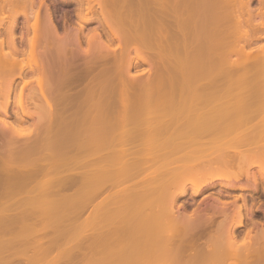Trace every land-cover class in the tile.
I'll return each instance as SVG.
<instances>
[{
  "label": "bare ground",
  "instance_id": "bare-ground-1",
  "mask_svg": "<svg viewBox=\"0 0 264 264\" xmlns=\"http://www.w3.org/2000/svg\"><path fill=\"white\" fill-rule=\"evenodd\" d=\"M79 1L81 7L84 5L85 8V16H82L81 19L83 22H87L89 21L87 14L94 3H91L92 0ZM115 1L116 0H113L114 3L111 4L115 5L113 9L116 10V13L115 10H113L114 13H112L113 16H111V19H113L112 22H114V26L117 28V33L110 29L109 37H117L120 33L123 35L122 38L124 39V41L122 40L116 45L120 47H117L118 50L116 51L100 38L98 31H95L96 35L93 40L89 41L87 47L83 49L79 43L78 32H71L70 34L69 31H65V33L60 34L57 27L54 25L51 15L48 13L43 15L45 18L44 26H40L39 20L42 16V14L41 16L39 14L40 5H36L37 8L34 9L32 14L33 21L28 24L30 25L31 35L25 38V46L22 49L16 41L15 31L18 25L17 18L21 15L23 16L25 23H28L31 14L30 11L36 7V3L34 0H0V114L2 113V116H0V179L7 178L4 176L14 175L15 177L19 176L18 178L20 180L23 179L22 182H28V180H33L34 176L36 177V175H39L40 173L45 172L46 174L53 172V169L57 166V169H54L59 172L57 173L58 175H56L57 177H52L55 175L52 173L48 175L44 174V179H49L46 178L49 176V180H51L52 177L53 181L56 179L55 182L59 185L62 182L63 186L67 185L66 187H71L78 183L77 186L83 185L82 187H84V190L81 187H78V190L81 189V193H84V195L82 193L81 196L83 195L85 199L80 197V191H77L76 195L81 198V201L78 199L79 197H74V199H76H73L74 201L71 198V201L75 202L76 206H69L68 202L64 200H68L69 198L68 201L70 203V194L67 196L68 198H66V196L64 197V195L58 190V197L57 192L54 194L57 198L52 196L54 201L57 199H59V201L63 199V203L60 201L62 206H59V208L65 207L64 205L67 207L68 205V210L70 208L71 210L73 209L74 214L75 210H82L83 212L84 208L91 203L88 202L89 194H91V196L89 195L90 198L93 195L92 192L97 194L98 191L102 190V187L104 186V183L101 181L102 178L103 181L107 182V180L110 179L109 177L112 176L113 178L115 177L113 175H116V183L119 181V184H121L120 182L123 181V188H117L118 191L115 190L114 192L110 189L112 193H121L120 200L122 199V196H126H124L125 198L123 197L124 200L122 199L120 201L118 193L116 196L119 200L118 203H122L121 205L116 203V205L113 204V207H117L118 205V209L121 206L125 209L127 207L126 213H122L123 216L121 214V218H114V213H116L117 216L119 215V213H117V208L115 209V211L117 210L116 212L111 211L112 214L107 213L109 212L107 207L111 206L109 201H98L97 203H94V205L93 203L89 204L91 206L93 205L92 211H90L89 214H94V218H84L80 221L77 219L73 222V224L76 223L74 226L71 224V219L67 218L66 220L71 221L69 222L70 224L66 222L68 227H70L69 225H72L74 229L75 227L77 228L76 231L78 230L77 232L74 231L71 226L69 228L70 231L72 229V231H74L73 233H76V235L79 233L78 236H76L77 239L73 238V241L68 239L74 244H72V246H70V244L69 246L67 245L68 247H66L68 251L66 252L72 251L73 247L75 249H83V251L85 250V253L83 252L85 255H82L83 257L77 254L82 260H84V258L86 259L87 256L89 258L87 252H90L92 258L90 259L91 261L88 260L87 262L93 264H264V228L256 231L254 234H250L249 229L244 235H242V238L238 237L235 232L236 228L242 223L243 214L241 212L242 206L237 205V201L239 198H244V195H233L232 199H234L233 202L230 203L231 205H225V203L223 204V201L220 200L219 194H217V196L215 195L216 197L213 198L212 203H209L208 205L205 204L203 207L197 203V205H195L196 207L194 206V208L190 210L187 209L188 207L186 208L183 203H178L180 197L185 196L188 193L190 196L197 195L210 186L220 185L229 189L239 188L241 190L247 187H256L260 179L264 181V107L261 108V106L264 105L263 100L261 102V97H263L264 91L259 92L255 89L251 90L253 94L250 91H245L243 93L244 95H242V93H240L242 91L239 90L240 92H238L240 86H235L234 88H237L236 91L232 88L230 89V92H226L227 90L229 91V89H224L226 85L223 86V81L226 79L224 78L222 81V77H225L230 69L229 71L227 70V73L223 74L221 73L222 71L220 72V68H223L222 65H227L229 66L228 68L233 66V69L235 67L239 70L243 63L241 64L237 62V60H240L237 58L235 60L236 62H231L229 60L231 52L235 55L236 51L232 50L233 47H228L230 50L226 47L231 44H228L229 42L227 41L225 42L223 39L224 37H222L223 34H221L222 39L218 38L215 34L216 39H220L218 40V43H214L217 47L208 44L209 42L207 41L209 40L207 37H209V35L211 36L210 30L213 29L210 28L211 24L214 22V26H216L214 28H216L217 31H220L222 29L219 23L225 18L229 19L228 21H230V25L232 24V28L235 32H239V34L242 32L247 41H249L248 39L251 38L250 36L252 34L254 35L255 33L256 35L257 29L259 30L260 28L263 30L262 32H258L259 36L264 38V0H258L260 5L255 9L257 11L254 10L255 12L250 8L251 0H148L144 2L140 1L141 4L135 3L137 6L134 4H132V6L130 5L131 7H128L130 9L129 12L127 10H124V12L122 9V11L119 10L121 3L120 5H116L118 0ZM119 1L121 2V0ZM93 2H96L101 9L103 6L106 8L107 5L105 2H108V0H93ZM155 3L156 5L158 4L159 9L162 8L161 10L163 11L168 9L169 11L166 12H169V14L174 12L173 10L175 9L193 12L192 14L195 16L193 19H197L199 22H197L199 24H197L198 26L201 25V30H198V33L196 32L197 35L199 34L200 36L197 37L201 39V43L199 42L197 45H194L197 48H194L193 43L190 41L191 35H195L193 33L195 31L191 32L190 28H187L188 30L184 29V31L180 30L182 33L176 31L178 32L177 35L176 32H174L175 30H171L172 33H174H171L170 38H166V40L160 44V47L156 49L155 47H157V45L154 47V44L150 41L152 36L151 32L150 37L148 34L151 30V27L149 28L150 25L148 27L143 26L145 35L142 32L144 31L143 29L139 28V31L141 30L139 32L136 28L134 29L130 26L128 28L127 24L126 27L124 19L122 20L123 13L126 15L127 13L140 8L148 10L151 9ZM222 4L223 6H220ZM15 6H17V8ZM18 6H21L20 11ZM138 6H140V8L137 9ZM12 8H16V10L14 11ZM102 10H100L99 13L101 17H104L103 11L105 9ZM164 14L166 13L164 12L162 14L161 12V15ZM256 14L259 15V17L261 16V20L259 19L260 21H258L255 26L256 21L254 22L253 18ZM166 18H168L167 15ZM120 20H122L123 23H121ZM165 22L168 23V21ZM217 23L218 25H216ZM251 29H253V33L251 32ZM189 32L193 34L189 35ZM212 32L213 30H211V33ZM218 34H220V32H218ZM22 36L23 35H21V37ZM180 39L181 41L186 40V43L183 41L182 43L180 41L178 42ZM244 46L245 45H239L237 46V49L243 51ZM261 46L264 47V45ZM208 47H215L210 51H212V53L216 51V55L207 52V50L209 51ZM259 47L257 48L256 46L257 49H259ZM170 48L171 50L173 48L175 54H171L173 51L171 52ZM222 49L224 50L222 51ZM227 49L228 51L225 52ZM165 50H168L171 53H166ZM149 51L152 52V54L155 53L158 57L159 55L161 57V53L164 51L167 54H165V56L168 57V54L169 56L171 54L176 58L174 59L172 56H170V59L169 57L168 59H166L167 57L162 58L165 57L164 54H162V59H157L156 62V59H151L149 61L145 57L146 53H149ZM183 51H185L186 54H180V52L182 53ZM250 51L248 53H250ZM226 53L229 55H226ZM24 55H27V58L29 59L26 60L27 62L25 61L26 63H22ZM84 55H89L90 57L82 62V67L79 68L81 69V74L79 73V75L77 74L80 72L77 71V67H79L77 62L79 60L78 58H81L82 60V57L80 56ZM212 55L213 57L215 56V58L214 62L211 60V63L214 66H217V68L215 67L216 70L214 68V71L218 70L221 74L220 78L222 86L224 87L222 88L218 83L217 86L223 90L218 91V87L216 90L214 89L215 91L212 90L219 95L217 96V100L220 99L218 101L220 102V105L214 107L213 105L211 107L213 99L209 103V100L214 97L213 95L211 96L212 91L210 90V95H208L209 91H205L206 89L204 87L201 88L200 84L197 82L200 81L199 79L201 78L203 84L206 80L213 78V76H210V78L208 76L207 79H205L207 73L210 74V70L205 68L207 70L205 71L204 69L205 66L211 64L208 62V59L209 57L212 59ZM248 55H251V53ZM236 56L238 57V54ZM253 57L255 56L253 55ZM101 62L103 64L99 66V63ZM140 62L148 63V68L135 74L132 73V68ZM165 62H174V64H177V66L175 65V69L177 68L176 71L173 70L175 71L174 74L177 72L175 75L170 74L169 76L167 74L168 77H166L164 75L166 73L163 74V72L166 71L165 68L167 69L171 65L169 64L168 67L162 66V63ZM188 64L195 66V69L193 66L195 73H192L190 68H185ZM252 64L256 67L263 66L264 68V51L262 54L256 55V58L252 60ZM237 65L238 67H236ZM179 66L180 68L178 69ZM182 66L183 70H190L189 72L193 75L187 72H185V75L184 71L181 69ZM243 66L247 65L243 64ZM233 69L231 70L233 71ZM27 70L34 72L35 80L31 75L30 76L33 81L36 82V84H34V86L36 85V88L32 87L28 89V92H24V89H26L25 87H27L26 85L29 83L28 80L31 79L29 78L26 80V78H23L26 76ZM180 70H182V72ZM238 70L235 71L236 74L232 73L233 76L239 75ZM169 72H172V70ZM240 72H242V70ZM178 73L183 74L180 75ZM220 74H217L218 78ZM173 75H177L176 77L180 79V82L177 78L173 79ZM236 76H234V78ZM164 77H166V79L169 77L171 79L172 77L173 80H164ZM227 77L230 79L229 77L232 76L227 75ZM16 78H23V81L19 82V85L16 83L18 87L17 85L14 86ZM247 78L249 81L250 77ZM78 79L86 81L82 89L77 90L73 87L77 84ZM181 79H183L182 81L185 80L184 82L187 81V83H182ZM236 79L237 78H235L234 82H236ZM175 80H177V82ZM215 80L213 81L216 82ZM230 80L232 81L233 79ZM167 81H169L170 84ZM189 81L193 82L188 84ZM234 82L231 83L233 84ZM181 83L182 86H178ZM162 85L164 87L168 85L179 88L186 85V90L183 88L182 90L184 91H179V88H177L178 91L173 90L165 92L150 90L152 87L155 89L156 86H159L158 88H160ZM190 85H193V87ZM254 85L255 84H253V86ZM257 85L259 84L257 83ZM249 92L252 94V97L258 96V99L253 97L254 101L256 100L260 102H254L256 105H254V103L252 104V98L249 96L250 100L248 103V100L246 101L245 99L249 97L248 95H245V93L248 94ZM228 93H234V100L237 95H242L241 97L247 96L246 98L243 97L246 102L243 100L240 102L238 100L241 103H239L240 105L238 106V101H234L230 94L229 97L232 100H229V97L224 96ZM236 93L238 94L236 95ZM221 94H224L222 100L220 98ZM203 95L206 98H203L202 100ZM207 98L210 99L208 100ZM224 98L228 99L225 101ZM166 99L169 101L168 103ZM11 101H14L15 107L17 106L19 111V114L16 112L18 114L16 122L7 119L9 116L7 110ZM224 101L226 103L229 102L233 106H230L229 103V105H227ZM109 102H111V104L114 102L125 104L134 103L135 105L134 107L128 105L127 107L122 106V108L116 109L101 106L103 103L105 105V103ZM159 103H166L164 104L165 107ZM244 103H246V106H244ZM260 103L263 104L261 105ZM148 104L151 105V107ZM154 104H159L160 107L159 105L154 106ZM257 104L261 106H257ZM140 105L141 107H139ZM166 105L168 107H166ZM240 108L242 110H240ZM232 109H234V111H232ZM87 114L91 117L89 115L86 116ZM255 116L258 119H253ZM30 117L35 118V120L33 123L31 122L29 124V129L27 128L28 126L25 128L18 126V122L21 120L24 121L26 118ZM82 123L84 125L85 123H88L87 126L91 123V125L87 127ZM85 127H91V129L93 127L91 138L88 136L90 140H88L89 138H85V141H90L89 145H91L92 150L90 149V146L88 147L85 146L84 143L82 144L81 140L83 141L84 138L81 137L80 139L82 133H79L81 130L86 129ZM62 135L65 138H63ZM83 145L89 148H86V155L84 154V150L86 149ZM105 145L108 146L106 147ZM102 146L103 148L104 146L107 148L106 156H109L108 158L103 157L104 155L101 156L100 151L103 150L100 149ZM106 148L104 149L106 150ZM108 150L111 151V153L108 152ZM44 151L57 152L58 157H60L59 160L62 158L60 160V164L62 163V165L67 164L66 161L73 157L74 160L77 159L80 161H77V163H82L84 169L85 166L89 167L86 169H92L88 171L81 168V173L75 172L77 175H74V172L73 175L71 172L70 174H63L60 172V169V171L58 170L59 163H56V160H54L55 165L54 162H46V158L48 159V156L52 155H46ZM39 152H41V154H38L37 156L34 155ZM88 153L89 155L91 154L90 157ZM108 153H110V155ZM38 157L42 161L39 160ZM87 159H92L94 161L91 163L88 160V163L86 162ZM37 160H39L40 163ZM62 161L65 162L63 163ZM35 162H37L36 165ZM5 164L6 167L4 166ZM12 164L17 171L11 169L10 165ZM15 164H18L20 166L19 168L23 169L19 170L18 166ZM79 164L78 169L80 170L82 165L80 166ZM26 165L29 169L24 170L23 166L26 167ZM4 167L5 170L7 168V171L3 170ZM8 167H10V169ZM252 167H256L257 169L250 170ZM49 169L52 170L50 171ZM55 171L53 173H56ZM16 174L19 175L16 176ZM105 174H110V176H105ZM87 175L93 177V179L87 178ZM105 177L107 179H105ZM87 179H89V181L92 180L91 183L88 181L90 184L87 183ZM124 180H126V182L129 180V182L125 185ZM110 181L108 182L110 183ZM3 182L8 183L5 182V180ZM99 182L100 184L103 183V186H101ZM112 183L113 180L111 181V184ZM63 186L62 188H64ZM85 189L86 191L89 190L88 193H86ZM110 190H108V192ZM120 191H123V193L125 192L124 195H122V192ZM111 192H109L108 195H111ZM86 194L87 198L85 196ZM33 195L34 194L30 195L32 197L31 199H36V195ZM96 197L99 196H94L93 200L96 199ZM117 199L112 198L111 201ZM50 201V203H52V200ZM59 201H56L55 204L59 205ZM0 202H3V200L1 199ZM70 204L73 203L71 202ZM198 204L200 206H198ZM56 205H54L53 208L50 206V209L55 210L57 207ZM3 210L7 209L5 208ZM71 210L70 212H72ZM1 212L3 213V211ZM67 213H69V211ZM100 214L111 215L113 218L109 216L108 219V217H104L105 215L100 216ZM50 220H53L52 217H49V222L46 223L50 224ZM53 221L52 223H54ZM56 221L57 220L55 219V222ZM60 221H62V219ZM43 222L41 220V226L45 223ZM107 223L108 227H106ZM61 224L63 223L61 222ZM54 226L56 225L54 224ZM47 228L49 227L47 226ZM89 230L91 232L87 233ZM55 231L53 230L54 233ZM53 232L51 233L53 234ZM57 233L59 234V230ZM58 234L57 236H59ZM66 234L72 236L68 233ZM45 235V237H49L51 234L49 235L46 233ZM42 236H40V238ZM52 236V238H56L58 241L59 238L57 239V237H55L56 234L55 236ZM29 237L31 236L29 235ZM36 243L33 244V246L38 245V240ZM38 246L40 248V245ZM86 250L88 251L86 252ZM37 251L38 250H36V253ZM40 252H38V254ZM42 252L45 251L43 250ZM77 252L81 254V251L78 250ZM70 253L72 252L68 253L69 256L73 255H70ZM76 253L74 254L76 255ZM41 254L43 255L44 253ZM45 254L47 253L45 252ZM33 255V260L36 256L37 258L40 256L36 255L35 251ZM49 256L51 257V254ZM48 259L49 257L47 260ZM57 259L59 260V258ZM63 259L65 258H62V260ZM58 260L50 264H55L56 262H59ZM68 261L66 263H68ZM71 261L75 260L71 259Z\"/></svg>",
  "mask_w": 264,
  "mask_h": 264
},
{
  "label": "rangeland",
  "instance_id": "rangeland-1",
  "mask_svg": "<svg viewBox=\"0 0 264 264\" xmlns=\"http://www.w3.org/2000/svg\"><path fill=\"white\" fill-rule=\"evenodd\" d=\"M35 1V6L36 5H40V9H39V14H40V16H41V14H42V16L40 17L41 19L39 20V22H40V26L42 25V26H44L43 24H45V18H44V16L43 15H46L47 13L49 14V15H51V17H52V20H53V22H54V25L57 27V30H58V32H60V34H63V32H65V31H69L70 32V34H71V32L73 33H75V32H78V36H79V43H80V46L83 48V49H85L86 47H87V44H88V42L89 41H92L93 40V38H94V36L96 35L95 34V31H98L99 32V34H100V38L103 40V41H105L107 44H109V46L110 47H112L113 49H115V51L116 50H118L117 49V47L118 46H116L119 42H121L122 40L124 41V39L122 38V36L123 35H121L120 33H119V35H117V37L115 36V37H113V36H110L109 37V30L110 29H112L113 31H117V28L114 26V22H112L113 21V19H111V16H113V14L112 13H114V11L113 10H115V9H113L114 7H115V5H112L111 3H114L113 2V0H108V2H105L106 3V8H104V6L102 7L103 8V10L105 11H103L102 10V8L100 9V7L98 6V4L96 3V2H93V0H92V4H93V6H91L92 8H91V10L88 12V14H87V17H88V19H89V21H87V22H83L82 21V19H81V17L83 16H85V8H84V5H82V7H81V5H80V1L79 0H34ZM40 1H41V3H40ZM94 1H98V0H94ZM117 1V0H116ZM115 1V2H116ZM140 1H148V0H121V2L118 0V2L116 3V5H120V3H121V5L119 6V10H123V12H124V10H127L128 12H129V8L128 7H131L132 6V4H134L135 6H137L135 3H138V4H141L140 3ZM156 2V1H155ZM108 3V4H107ZM146 3V2H145ZM122 4H123V6H122ZM144 4V3H143ZM219 4H221V3H219ZM131 5V6H130ZM154 5V4H153ZM218 5V4H217ZM259 5H260V3H259V1L258 0H251L250 1V8L254 11L255 9H257L258 7H259ZM22 6V5H21ZM21 6L19 7L18 6V9H19V11L21 10ZM121 6H122V8H121ZM219 6V5H218ZM220 6H223V4L222 5H220ZM16 8H17V6H15ZM125 7H126V9H125ZM14 8V7H13ZM12 8V10H16V8L15 9H13ZM37 8V6L35 7V8H33L30 12H31V14H30V20H29V22L28 23H25V21H24V18H23V16H18V18H17V23H18V25H17V29H16V31H15V33H16V41H17V44L19 45V47L20 48H22L23 49V47L25 46V42H26V39L25 38H27V37H29L30 35H31V29H30V25H28L29 23H31L32 21H33V19H32V17H33V12H34V9H36ZM117 8H118V6H117ZM116 8V9H117ZM128 8V9H127ZM133 8V7H132ZM138 8H140V6H138L137 7V9ZM222 8V7H221ZM136 9V8H135ZM141 9V8H140ZM138 9V10H133V11H131L130 13H127L126 15H125V13H123L122 15H123V17H122V20L124 19V23H125V25L127 24L128 25V28H129V26L130 27H132V28H136V30H138L139 31V28L140 29H143L144 30V27L146 26V27H148L149 25V28L151 27V30L149 31V29L147 28V30L149 31L148 32V34H149V37H150V32H151V42L154 44V47L157 45V47H155L156 49H158L159 47H160V44L161 43H163L165 40H166V38H170V34L172 33V31H174V32H176V31H179V32H181V31H184V29H186V30H188L189 28H190V31L191 32H193V31H195V32H193L195 35H191V38H190V41L193 43V46L194 45H197L199 42H200V36H199V34L197 35V33L199 32L198 30H201V28H200V26H198L199 24V22L197 21V19H193L195 16H193L194 14H192L193 12L192 11H190V12H188V11H186V10H183V11H181V10H173L174 12H171V10H170V12H171V14H169V12L167 13L166 11H169L168 9L166 10V11H163V10H161V9H159V7H158V4L156 5V3H155V5L151 8V9ZM178 9V8H177ZM100 10H102L103 11V13H104V17H101L100 16ZM121 10V11H122ZM150 10V11H149ZM148 11V12H147ZM255 11H257V10H255ZM254 11V12H255ZM120 12V11H119ZM161 12H162V14L165 12L166 14H164V15H161ZM115 13H116V10H115ZM59 14H61V16H59ZM110 15V16H109ZM125 15V16H124ZM166 15H167V17L168 18H166ZM164 16V17H163ZM65 18V28H59V24H60V21H59V18ZM91 17V18H90ZM125 17V18H124ZM101 18V19H100ZM113 18V17H112ZM164 18H166V19H164ZM169 19V20H168ZM261 20V16L259 17V15H255L254 16V18H253V21L255 22V26H256V23L258 22V21H260ZM42 20H44V21H42ZM122 20H120L121 21V23H123V21ZM229 19L227 18H225V19H222L220 22L221 23H219V25L221 26V29L222 30H220V31H217V29L216 28H214V27H216V26H214L215 24H214V22L211 24V26H210V28H213V29H211V30H213V34L211 33V30H210V28H209V30H210V34H211V36L209 35V37H207V39L209 38V40H207L206 42L208 43V44H210V45H215L216 43H218V40H220V39H222L221 38V34H223L222 35V37H224L223 39L225 40V42L227 41V42H229L228 44H231L230 46H226L227 48L229 47H233V49L232 50H234V51H236V53H235V55L231 52V54H232V56H231V54H230V57H229V60L232 62V61H235L236 60V58L237 59H240L239 61L237 60V62H239V63H243L244 65H247V66H243V64L241 65V67H240V65H239V67L241 68H239V70L237 69V68H235L234 67V69H233V66H231L230 68H228L229 66H227V65H222V67L223 68H220L221 70H220V72L221 73H227V70L229 71V69H230V71L228 72V76H232V77H229L230 79H233L232 81L230 80V79H228V77H227V75L225 76V77H222V81H223V79L225 78L226 80H224L223 81V86H225L226 85V87L224 88L223 86H222V81H221V78H220V76H221V74L219 73V71L217 70V71H214V68L216 67L217 68V66L215 65H213L212 63H211V60H213V62H214V58H215V56L213 57V55H216V51L215 52H213L212 53V51H210V50H213L215 47H217V45H215V47L213 48V47H208L209 48V51L207 50V52H209L210 54L212 53L213 55H212V59H211V57H209V63H211V64H208L207 66H205L204 67V69L206 68L207 70H210L209 72H210V74L209 73H207V76H206V78L205 79H207V77L209 76V78H210V76L212 77L213 76V78H210V80L208 79V80H206L205 82H203V84H202V82H201V78L199 79L200 81H197L199 84H200V86H201V88H205L204 90L205 91H209V93H208V95H210V90L212 91H215L216 90V88L218 87L217 86V84L219 83V85H221L222 86V88H224L225 90L226 89H229V91L227 90L226 92H230L231 90L230 89H232V88H234L235 86H240V89L238 88V92H240V91H242V92H240V93H242V95H244L243 93L245 92V91H250L251 93H252V91L251 90H258L259 92L260 91H264V68H263V66H261V67H256L254 64H252V60L254 59V58H256V55L257 54H262V52L264 51L263 49H264V47L263 46H261V45H264V38L263 37H261V36H259V33L258 32H262V28H260L259 30L257 29V33H256V35H255V33H254V35L252 34L251 35V32L253 33V29H251V32H250V37L251 38H249L248 40L250 41H247V39H245L246 37L242 34V32H241V34H239V32H235L234 30H233V28H232V24L230 25V21H228ZM165 21H168V23L167 22H165ZM170 21V22H169ZM22 22V23H21ZM194 22V23H193ZM196 22V23H195ZM198 22V23H197ZM26 25H25V24ZM170 23V24H169ZM216 23V22H215ZM81 24H83V25H81ZM198 24V25H197ZM127 25H126V27H127ZM216 25H218V23L216 24ZM144 26V27H143ZM193 26V27H192ZM138 28V29H137ZM188 28V29H187ZM192 28H193V30H192ZM200 28V29H199ZM215 29V30H214ZM132 30V29H131ZM146 30V31H147ZM172 30V31H171ZM181 30V31H180ZM186 30H185V32H186ZM135 31V30H134ZM141 31V30H140ZM139 31V32H140ZM215 31H217V32H215ZM143 33H144V35H145V30L144 31H142ZM173 32V33H174ZM184 32V33H185ZM197 32V33H196ZM215 32V33H214ZM218 32H220V34H218ZM117 33V32H116ZM172 33V34H173ZM177 33L178 32H176V35H177ZM182 33V32H181ZM187 33V32H186ZM193 33H190L189 32V35L190 34H193ZM238 33V34H237ZM23 35L22 37H21V35ZM180 34V33H179ZM215 34H216V36L218 37V38H220V39H216V36H215ZM220 35V36H218V35ZM147 35V34H146ZM261 35V34H260ZM179 36V35H178ZM181 36V35H180ZM183 36V35H182ZM197 36H199V37H197ZM259 36V37H258ZM189 37V36H188ZM179 38V37H178ZM181 38V37H180ZM244 38V39H243ZM253 38V39H252ZM243 39V40H242ZM251 39V40H250ZM24 40H25V42H24ZM120 40V41H119ZM189 40V39H188ZM187 40V41H188ZM246 40V41H245ZM138 41V40H137ZM140 41V40H139ZM181 42L182 43V41L183 42H185L186 43V40L184 41V40H182L181 41V39L180 40H178V42ZM216 42V43H215ZM223 42V41H222ZM249 42V43H248ZM137 43V42H136ZM139 43V42H138ZM189 43V42H188ZM201 43V42H200ZM215 43V44H214ZM221 43V42H220ZM223 44H224V42H223ZM228 44H225V45H228ZM220 45V44H219ZM239 45H245L244 46V50L243 51H240L239 49H237V46H239ZM209 46V45H208ZM221 46V45H220ZM223 46V45H222ZM256 46H257V48L259 47V46H261V47H259V49H261V48H263V49H261V50H259V49H257L256 48ZM196 46H194V48H195ZM225 47V46H224ZM118 48H120V47H118ZM197 48V47H196ZM219 48H221V47H219ZM223 48V47H222ZM228 48V49H229ZM217 49V48H216ZM228 49L227 50H225V52H227L228 51ZM255 49H257V50H255ZM169 50V49H168ZM168 50H165V52L167 53H171L172 51H173V53H171V54H175L174 53V50H173V48H172V50H171V48H170V50H171V52H169ZM186 50V49H185ZM187 50H189V49H187ZM197 50V49H196ZM219 50V49H218ZM224 49H222V51H223ZM230 50V49H229ZM250 50H252V51H250V53H251V55H248V54H250V53H248ZM255 52H254V51ZM190 51V50H189ZM164 51L161 53V57H162V54H164V56H165V53ZM185 51H183L182 53L180 52V54H186V52L184 53ZM191 52H193V51H191ZM207 52H206V57H207ZM220 52V51H219ZM253 52V53H252ZM133 53V52H132ZM188 53V52H187ZM208 53V55L210 56V54ZM215 53V54H214ZM217 53H218V51H217ZM170 54V56H172ZM224 54V53H223ZM238 54V57L236 56ZM167 55V54H166ZM226 55H229V54H227L226 53ZM253 55L255 56V57H253ZM169 56V54H168V57H169V59L171 58ZM177 56V55H176ZM250 56V57H249ZM28 56L27 55H24L23 56V58H22V63L23 62H25L28 58H27ZM80 57H82V60H81V58H78L77 60H78V62H77V64L79 65V67H77V71H80L81 69H79L80 67H82V62L85 60V59H88L90 56L89 55H84V56H80ZM146 59H148L149 61L152 59V60H155V62L157 61V59H160L161 57H160V55H159V57L157 56V55H155V53H153L152 54V52H150L149 51V53H146ZM167 56H165V57H162V58H166ZM168 57L166 58V59H168ZM179 57V56H178ZM182 57V56H181ZM183 57H185V56H183ZM161 58V59H162ZM172 58H176V57H174V55L172 56ZM226 59H227V57H226ZM231 59H233V60H231ZM29 60V59H28ZM27 62V61H26ZM25 62V63H26ZM103 62V61H102ZM99 63L100 65L99 66H101L103 63ZM229 62V61H228ZM236 62V61H235ZM173 63V64H172ZM168 62V63H162L163 65L162 66H166V67H168L169 66V64H171L167 69L165 68V72H163V74L164 73H166V74H164L166 77H168L167 76V74L170 76V74H174V72L176 71V69H175V65L177 66V64H174V62ZM222 63V62H221ZM234 63V62H233ZM224 64V63H223ZM226 64V63H225ZM228 64V63H227ZM192 65V64H191ZM190 64H188L187 66H185V68H187V69H191V72L192 73H195V70H193V66L194 65H192L191 66ZM221 65V64H220ZM77 66V65H76ZM148 66H149V64L148 63H144V62H140V63H138V64H136V66L134 67V68H132V73H138V72H141L143 69H146V68H148ZM161 66V67H162ZM214 66V67H213ZM171 67H172V69H171ZM197 67V66H196ZM219 67H221V66H219ZM218 67V68H219ZM236 67H238V65L236 66ZM245 67V68H244ZM99 68V67H98ZM97 68V69H98ZM180 68V66L178 67V69ZM184 68V69H185ZM216 68H215V70H216ZM227 68V69H226ZM263 68V69H262ZM172 70V72H169V71H171ZM182 70H183V66H182V68H181ZM194 69H195V66H194ZM197 69V68H196ZM205 69V71H207ZM231 69H233V71L231 70ZM167 70H169V71H167ZM173 70H175V71H173ZM182 70H180L181 72H182ZM211 70H212V72H211ZM223 70H224V72H223ZM225 70H226V72H225ZM236 70H238L239 72V75L238 76H236V75H234V76H236L235 78H237L236 79V82H234L235 81V78H234V76H233V74L232 73H235V71ZM242 70V72H240ZM244 70V71H243ZM77 71H76V73H77ZM164 71V70H163ZM178 71V70H177ZM184 71V73L185 72H187V73H190L188 70L187 71H185V70H183ZM168 72V73H167ZM81 74V71L80 72H78L77 74ZM177 73V72H176ZM175 73V74H176ZM192 73H190V74H192ZM244 73V74H243ZM79 74V75H80ZM174 74V75H175ZM178 74H180V73H178ZM181 74H183V73H181ZM180 74V75H181ZM216 74V75H215ZM217 74H220L219 75V78H218V75ZM230 74V75H229ZM236 74V73H235ZM243 76H242V75ZM33 77V79L35 80V78H34V72L33 71H28L27 70V72H26V76H24L23 78H26V80H28L29 78H31V79H29L28 81H29V85L27 84L26 86L27 87H25L26 89H24V92L25 91H27L28 92V89H30V88H32V87H35L34 86V84H36V82L35 81H33V79H32V77ZM78 75V76H79ZM173 75V76H174ZM185 75H186V73H185ZM188 75V74H187ZM193 75V74H192ZM172 76V75H171ZM177 76V75H176ZM176 76H174L173 77V79L174 78H177ZM179 76V75H178ZM189 76V75H188ZM215 76V77H214ZM242 76V77H241ZM250 77L249 78V81H248V78L247 77ZM166 77H164L163 79L164 80H168V79H170V77L168 78V79H166ZM182 77V76H181ZM190 77V76H189ZM238 77H240V78H238ZM23 78H16L15 79V81H14V86H16L17 84L19 85V82H22L23 80ZM247 78V79H246ZM252 78H253V80H256V81H253L252 80ZM171 79H172V77H171ZM170 79V80H171ZM172 79V80H173ZM177 79H179V78H177ZM184 79V78H183ZM183 79H181V81L183 80ZM187 79V78H186ZM216 79V80H215ZM218 79V80H217ZM220 79V80H219ZM239 79H240V81H242V82H240L239 81ZM242 79V80H241ZM247 81H246V80ZM25 80V79H24ZM171 80V81H172ZM188 80H189V78H188ZM213 80H215L216 82H214ZM244 80V81H243ZM253 82H252V81ZM83 80H79L78 79V82H77V84L75 85V87H73L74 89H82V87L85 85V81H83ZM176 82H177V80H175ZM185 81V80H184ZM184 81H182V83H187V81L186 82H184ZM211 81H213V82H211ZM218 81V82H217ZM230 81V82H229ZM238 81V82H237ZM246 81V82H245ZM32 82V83H31ZM80 82V83H79ZM168 83H169V81H167ZM175 82V83H176ZM179 82H180V79H179ZM178 82V83H179ZM191 82H193V81H189L188 82V84L189 83H191ZM231 82H234L233 84L231 83ZM240 82V83H239ZM263 84H262V83ZM17 83V84H16ZM31 83V84H30ZM164 83H166V82H164ZM174 83V84H175ZM182 83L181 84H177L178 86H182ZM205 83V84H204ZM238 83V84H237ZM257 83L259 84V85H257ZM261 83V84H260ZM46 84V83H45ZM170 84V83H169ZM168 84V85H169ZM172 84H173V82H172ZM253 84H255L254 86H253ZM18 85H17V87H18ZM163 85H165V84H163ZM160 86V88H158L159 86H156L155 87V89L152 87V89L150 88V90L152 91V90H154V91H160V92H162V91H173V90H176V91H184V90H182V88L183 89H185L186 90V88H185V86L186 85H184L183 87H172V86ZM190 86H192L193 87V85H190ZM190 86H188V87H190ZM195 86V85H194ZM197 86V85H196ZM220 86V87H221ZM229 87V88H228ZM244 87V88H243ZM255 87V88H254ZM36 88V87H35ZM177 88H179L178 90H177ZM181 89V90H180ZM189 89V88H188ZM200 89V88H199ZM215 89V90H214ZM218 91H222L223 89H221V88H219L218 87ZM221 89V90H220ZM235 89V88H234ZM224 90V91H225ZM237 90V88L235 89V91ZM240 90V91H239ZM131 91V90H130ZM200 91H201V89H200ZM212 91V93H211V96L213 95L214 97L213 98H211L210 96H208V97H210L211 98V100H209L208 98V100H209V103L212 101V99H213V101H212V104H211V107H212V105H213V107L214 106H218V105H220L219 103L220 102H218L219 100H217V96H219L217 93H215V92H213ZM258 91H256V92H258ZM203 92V91H202ZM225 92V93H226ZM250 92L248 93V94H246L245 93V95H248V97L250 96L251 98H252V101H251V103L253 104L254 102H260V101H254L253 99L254 98H257L258 96H253L252 97V94H250ZM255 92V91H254ZM258 92V93H259ZM207 93V92H206ZM205 93V94H206ZM262 93V92H261ZM260 93V94H261ZM204 94V93H203ZM230 93H228V94H221V96H220V98H221V100H222V97H223V95L225 96V97H229L230 95H231V97H232V99H233V97L235 96V95H233V94H230ZM238 93H236V95H237ZM259 94V95H260ZM207 95V94H206ZM227 95V96H226ZM242 95H237V97L239 98H237L236 97V99L234 100V101H240L241 102V100H243L244 102H246L247 100H248V103H249V100H250V97L249 98H247V99H243V97L244 98H246L247 96H243V97H241ZM258 95V94H257ZM263 95V94H262ZM13 96V95H12ZM240 96V97H239ZM260 97H261V95H260ZM203 98H206L204 95L202 96V100H203ZM215 98V99H214ZM240 98H242V99H240ZM206 99V100H207ZM225 99V98H224ZM228 99V98H227ZM227 99H225V101L227 100ZM230 97H229V100H232ZM258 99V98H257ZM201 100V99H200ZM260 100V99H259ZM262 100H263V103H264V95H263V97H261V102H262ZM166 101H167V103L169 102L167 99H166ZM216 103H215V102ZM224 101V102H225ZM237 102V104H238V106L241 104L240 102ZM242 101V102H243ZM164 102V101H163ZM207 102V101H206ZM233 102V101H232ZM215 103V104H214ZM226 103V102H225ZM229 103V102H228ZM228 103H226L227 105H229ZM234 103H236V102H234ZM233 103V104H234ZM240 103V104H239ZM250 103V104H251ZM262 103V104H263ZM12 104V105H11ZM131 104V105H130ZM143 104V103H142ZM159 104H161V103H159ZM158 104V105H159ZM164 104H166V103H163V104H161V105H163L164 106ZM170 104H172V103H170ZM237 104H236V106H237ZM245 105L244 106H246V103H244ZM249 104V105H250ZM252 104H251V106H252ZM261 104V103H260ZM261 104V105H262ZM133 106L134 107V103H112L111 104V102H109V103H105V105H104V103L101 105V106H104V107H110V108H122V106L123 107H127V106ZM146 105V104H145ZM149 105V104H148ZM157 104H154V106H156ZM157 105V106H158ZM174 105V104H173ZM205 105H207V104H205ZM232 104H230V106H231ZM235 105V104H234ZM248 105V106H249ZM254 105H256L255 103H254ZM261 105H258L257 104V106H261ZM143 106H144V104H143ZM150 107H151V105H149ZM149 106H147V107H149ZM172 106V105H171ZM209 106H210V104H209ZM233 106V105H232ZM243 106V105H242ZM242 106H241V108H242ZM139 107H141V105L139 106ZM152 107H153V105H152ZM159 107H160V105H159ZM165 107V106H164ZM166 107H168L167 105H166ZM235 107V106H234ZM262 107H264V105L263 106H261V108ZM15 108H17V109H15ZM226 108H228V107H226ZM231 108V107H230ZM229 108V109H230ZM237 108V107H236ZM239 108V107H238ZM240 108V110H242ZM249 108V107H248ZM252 108V107H251ZM89 109V108H88ZM235 109V108H234ZM234 109H232V111H234ZM253 109V108H252ZM86 110V109H85ZM239 110V109H238ZM244 110H245V107H244ZM259 110H261V109H259ZM264 110V109H263ZM263 110H261V111H263ZM8 112V117H7V119L9 120V121H13V122H16V120L18 119V114H19V111H18V107L16 106L15 107V103H14V101H11L10 102V104H9V106H8V110H7ZM18 114H17V113ZM235 112H238V111H235ZM234 112V113H235ZM240 112V111H239ZM264 112V111H263ZM89 114H90V112H89ZM89 114H87L86 116H88ZM237 114V113H236ZM91 115H92V113H91ZM0 116H2V113L0 114ZM90 116V115H89ZM91 117V116H90ZM16 118V119H15ZM85 118V117H84ZM87 118V117H86ZM256 116H255V118H253V119H255L256 120ZM88 119V118H87ZM258 119V118H257ZM34 120H35V118H33V117H30V118H26L24 121L23 120H21L20 122H18V126H20V127H22V128H25L26 126H28L27 128L29 129L30 127V123L32 122H34ZM26 121V122H25ZM88 121H89V119H88ZM87 121V122H88ZM83 124V123H82ZM87 124L88 123H85V125L87 126ZM84 125V124H83ZM84 125V126H85ZM91 125V123L88 125V126H90ZM87 126V127H88ZM93 126V125H92ZM81 127V126H80ZM86 128V127H85ZM81 129V128H80ZM92 129H93V127H92ZM91 129V127H89V128H86V129H83V130H81L80 131V133L79 134H81L80 135V139H81V137L82 138H84L83 139V141H85V138H91V136H92V130ZM84 135V136H83ZM63 136V135H62ZM64 136H65V131H64ZM63 136V138H65ZM89 136V137H88ZM90 138L88 139V140H90ZM67 140V139H66ZM82 140H81V142H82V144L84 143V145L85 146H90V149H91V145H89V142L90 141H85V142H83ZM87 142H88V144H87ZM83 145V146H84ZM103 145V144H102ZM84 146V148L86 149H89L88 147H85ZM106 146V145H105ZM104 146V148H106ZM110 147V146H109ZM102 148H103V146H102ZM100 149V150H103V151H100L101 152V156L102 155H104L103 157H106V158H108L107 156H106V153H107V148H106V150L103 148V149ZM87 149L86 150H84V154L86 155L87 154V152L85 153V151H87ZM109 149V148H108ZM92 150V149H91ZM110 150V149H109ZM108 150V152H110L111 153V151H109ZM89 151V150H88ZM43 152V151H42ZM89 152H91V151H89ZM94 152V151H93ZM103 152V153H102ZM44 153L46 154V155H52V156H48V159L46 158V162L48 161V162H54V160H56V163H59L58 164V170L61 172V173H63V174H70V172H71V174L73 175V172H74V175H77V174H75V172H80L81 171V168L82 169H84V166L82 165V163L81 164H79V163H77V159H75L74 160V158L72 157V158H68L69 160L68 161H66V163L67 164H63L62 165V163L60 164V160L62 159H60L59 160V158L60 157H58V155H57V152L55 153V152H50V151H44ZM43 153V154H44ZM96 153V152H95ZM110 153H108L109 155H110ZM38 154H41V152H39V153H36V154H34V155H38ZM55 154H56V156H55ZM93 154V153H92ZM54 155V156H53ZM69 155V154H68ZM88 155H89V153H88ZM91 155V154H90ZM90 155H89V157H90ZM35 156V157H36ZM95 157H96V155H95ZM41 158V157H40ZM76 158V157H75ZM86 158H88V157H86ZM92 158V157H91ZM35 159V158H34ZM38 159H39V157H38ZM101 159H103V158H101ZM36 160V159H35ZM39 160H41V159H39ZM39 160H37V161H39ZM70 160H71V162H70ZM88 160L89 159H87V161L86 162H88ZM42 161V160H41ZM65 161H62L63 163L65 162ZM72 161H74V162H72ZM92 161H94V160H89V162H91L92 163ZM102 161H104V160H102ZM108 162H110L109 160H107ZM78 162H80V161H78ZM82 162V161H81ZM88 162V163H89ZM105 162V161H104ZM20 163H24V162H20ZM26 163V162H25ZM30 163H32V162H30ZM29 163V164H30ZM36 163L37 162H35V165H36ZM39 163H40V161H39ZM90 163V164H91ZM102 163V162H101ZM107 163V162H106ZM34 164V163H33ZM78 164L81 166L80 167V170L78 169L79 167H78ZM98 164V163H97ZM104 164V163H103ZM16 165V164H15ZM28 165V164H27ZM26 165V167L25 166H23L24 167V170L25 169H29L28 168V166ZM35 165H33V166H35ZM49 165V164H48ZM54 165H55V162H54ZM65 165V166H64ZM106 165V164H105ZM5 167H6V164L4 165ZM8 166V165H7ZM11 166V169L12 170H15V171H17L16 169H14V167L15 166H13V164L12 165H10ZM12 166H13V168H12ZM16 166H18V168L20 167L18 164L16 165ZM31 166H32V164H31ZM30 166V167H31ZM61 166V167H60ZM88 166H89V164H88ZM5 167L3 168V170L4 171H7V168H6V170H5ZM57 167V166H56ZM55 167V168H56ZM9 169H10V167H8ZM54 168V169H55ZM86 168H89V167H87V166H85V169L84 170H90V169H92V168H90V169H86ZM9 169H8V171H9ZM21 169H23V168H21ZM20 168H19V170H21ZM53 169V172L55 171ZM57 169V168H56ZM257 168L256 167H252L250 170H256ZM18 170V171H19ZM48 170V169H47ZM50 171L52 170V169H49ZM79 170V171H78ZM23 171V170H22ZM48 172V171H47ZM53 172H50V173H46L47 175L48 174H55V175H51L52 177H54V176H56V175H58L57 173H59L57 170L55 171L56 173H53ZM91 172V171H90ZM38 173H40V172H38ZM81 173V172H80ZM45 172H43V173H40L39 175H36V177L34 176V179L32 180V179H30V180H28V182L26 183L25 181H23L22 182V180L23 179H19L18 177H15L14 175L12 176L11 174V176L13 177H11V176H4V177H7V178H2V179H0V182H2V183H0V194H3V195H0L1 197H0V201H1V199L3 200V202H0V208L2 209H0V264H50V263H54L55 261H57L58 259L57 258H59V262H56L57 264H63V262H64V264L68 261V263H66V264H80L81 262V264H90L91 262H87L88 260L89 261H91L90 259L92 258V255L90 254V252H87L88 250H86V252L88 253L87 255H89V258H88V256H87V258L85 259L84 258V260H82V259H80V257L79 256H82L85 252V250L83 251V249L82 250H80V249H78V248H74L73 247V249H75V250H73L72 249V251H69V252H72V253H70V255L71 254H73V255H71V256H69V252H66V251H68L67 250V247L69 246V244H70V246H72V244H74L73 242H70V241H73V238H76L77 239V237L76 236H78V234L76 235V233L74 234L73 232L74 231H76V227H75V229L73 228V226L76 224V223H74L73 224V222L75 221V220H77V219H79L78 221H80L81 219H86V218H94L93 216H94V214L92 215V214H89V212L90 211H92V206L94 205V203H97L98 201H109L110 202V204H111V208L110 207H107V209H108V211L109 212H107L108 214H110L111 213V211H113V212H116L115 211V209L117 208L118 209V205H117V207L115 206L116 204H120L121 205V203L122 202H120V203H118L119 202V200H120V196H121V193H119V192H115V193H112V192H114L115 190L116 191H118V189L119 188H123V181L122 182H120L121 184H119V181L116 183V175H113L112 173V175L113 176H115V177H113L112 178V176L111 177H109L110 179H108L107 180V182L106 181H103V178L101 179V181L104 183V186H103V183L102 184H100V182H99V184L101 185V186H103L102 187V190H100V191H98L97 192V194H94L93 192H92V194L94 195V196H99V197H96V199H94L93 200V198H94V196L92 195V197H90L89 198V195L91 196V194H89L88 195V202H91V203H89V204H92L93 203V205L91 206V205H87L85 208H84V211L82 212V210L81 211H79V210H75V214L73 213L74 211H73V209L71 210V208L68 210V205H67V207H66V205H64L65 207H61V208H59V206H62L61 204L63 203L62 201H63V199L62 200H60L62 203L60 204V201H59V199H57V200H55L54 201V198L52 197V196H54L55 197V195L54 194H56V192L59 190L61 193H62V195H64V197L66 196V198H68L67 196L69 195V197H70V203L72 202L73 204H70L69 203V198H68V200L67 199H64V200H66L67 202H68V204H69V206L70 205H72V206H76V203L75 202H73L74 200H76V199H74V197H79V196H77L76 194H77V191L79 192L80 190H78L79 188L78 187H81L83 190H84V187H82L83 185H80V186H77L78 185V183H76L77 185H72L71 187H66V186H63V184H62V182H61V184L59 185L58 183H56L55 181H56V179H54L55 181H53V178L51 177V180H49L50 179V177L49 176H47L46 178H49V179H44L45 177ZM63 174H59V175H63ZM17 175H19V174H16V176ZM91 175V174H90ZM107 174H105V176H106ZM138 175V174H137ZM43 176V177H42ZM65 176V175H64ZM63 176V177H64ZM67 176V175H66ZM88 176V175H87ZM92 176V175H91ZM107 176H110V174L109 175H107ZM140 176V175H139ZM138 176V177H139ZM22 177V176H21ZM57 177V176H56ZM58 177H60V176H58ZM62 177V178H63ZM104 177V176H103ZM135 177V176H134ZM18 178V179H17ZM23 178V177H22ZM61 178V179H62ZM87 178H89V179H93V177H90V176H88ZM111 178H112V180H113V183L111 184ZM58 179V178H57ZM89 179H87V183H88V181H89ZM105 179H107L106 177H105ZM114 179H115V182H114ZM5 180V182H8V183H4L3 181ZM7 180H10V181H7ZM32 180V181H31ZM58 180H60V179H58ZM111 180V181H110ZM131 180V179H130ZM92 181V180H91ZM91 181H89L90 183H91ZM108 181H110V183L108 182ZM125 182V185L127 184V182H129V180H127V182H126V180H124ZM10 182H11V184H10ZM60 182V181H59ZM264 181H262L261 179L259 180V182H258V185L259 186H261V188H263L264 189V183H263ZM25 183V184H24ZM86 183V182H85ZM85 183H84V185H85ZM90 183H88V184H90ZM261 183H263V184H261ZM110 184V185H109ZM108 185H109V187H108ZM116 185V186H115ZM120 185H121V187H120ZM124 185V186H125ZM62 186L64 187V188H62ZM106 186H107V189H106ZM114 186V187H113ZM62 189H61V188ZM66 187V188H65ZM105 187V188H104ZM109 188V189H108ZM118 188V189H117ZM112 190V192H111V190ZM220 189H225L223 186H220V185H216V186H210V187H208V188H206L205 190H203L201 193H199V194H197V195H194V196H190V194L188 193L187 195H185V196H182V197H180L179 199H178V203H183L185 206H186V208L187 209H192V208H194V206L195 205H197V202L203 207L205 204L206 205H208L210 202H213V199H211V198H208V197H204L203 195H205V194H209L210 193V191H214V192H217V191H219ZM82 190V191H83ZM88 190V189H87ZM108 190H110L109 192H111V195H108L109 194V192H108ZM85 191H86V189H85ZM89 191V190H88ZM88 191H86V193H88ZM230 191H233V190H230ZM4 192V193H3ZM66 192V193H65ZM68 192V193H67ZM76 192V193H75ZM120 192H122V195H124V193H123V191H120ZM29 193V194H28ZM83 193V192H82ZM81 191H80V197L82 198H84V193H83V195L81 196ZM101 193V194H100ZM119 193V194H118ZM9 196H8V195ZM28 194V195H27ZM31 194H34L33 196H35L36 197V199H31L32 197L30 196ZM53 194V195H52ZM66 194V195H65ZM75 196H74V195ZM79 194V193H78ZM115 194V195H114ZM117 194H118V197H119V200L117 199ZM47 196V197H46ZM86 196V198H87V194L85 195ZM113 196V197H112ZM125 196V195H124ZM124 196H122L121 198L123 199V197ZM4 199H3V198ZM41 199H40V198ZM57 197H58V192H57ZM57 197H55V198H57ZM61 197H63V196H61ZM61 197H60V199H61ZM78 198L79 200L81 199V198ZM107 197V198H106ZM126 197V196H125ZM124 197V198H125ZM221 197V196H220ZM27 198V199H26ZM29 198V199H28ZM37 198H39V199H37ZM46 198V199H45ZM71 198H72V200L73 201H71ZM111 198V199H110ZM112 198L113 199H117V200H114V201H111L112 200ZM200 198H203L202 200H200V201H197V200H199ZM221 198H223V197H221ZM52 200V203L54 204V205H56L55 203H56V201H59V205H56L55 207H56V209H55V207H54V209L56 210H53V209H50L51 207L50 206H52V208H53V204L52 203H50L51 201L50 200ZM77 199V200H78ZM85 199V198H84ZM121 199V200H122ZM127 199V198H126ZM193 199V200H192ZM28 200H29V202H28ZM33 200V201H32ZM87 200V199H86ZM92 200V201H91ZM120 200V201H121ZM124 200V199H123ZM5 201V202H4ZM81 201V200H80ZM116 201V202H115ZM184 201H186V202H184ZM77 202V201H76ZM87 202V203H88ZM108 202V203H109ZM113 202V203H112ZM125 202V201H124ZM66 203V202H65ZM75 203V204H74ZM79 203V202H78ZM116 203V204H115ZM202 203V204H201ZM57 204H58V202H57ZM113 204H115L114 206L115 207H113ZM198 204V206H200ZM224 204V203H223ZM227 205H230V204H227ZM71 206V207H72ZM192 206V207H191ZM112 207H113V209H112ZM126 207V206H125ZM196 207V206H195ZM261 207H264V205H261ZM7 209V210H3V209ZM66 208V209H65ZM76 209H78V208H76ZM51 212V210H52V212H51V214L49 215V211ZM70 210L72 211V212H70ZM126 210H127V207H126V209L125 208H123L122 206L118 209V211H117V213H119V215L117 216V214L116 213H114V218L115 219H117V218H121L122 216H123V214H125L126 213ZM1 211H3V213L1 212ZM5 211V212H4ZM62 212V213H60V212ZM69 211V213H67ZM77 211V212H76ZM79 211V212H78ZM121 211V212H120ZM63 212H65V213H67V214H65V213H63ZM58 213V214H57ZM71 213V214H70ZM78 213V214H77ZM123 213V214H122ZM112 214V213H111ZM121 214H122V216H121ZM67 215V216H66ZM97 215V214H96ZM105 215V214H104ZM104 215H101L100 214V216H104ZM99 216V215H98ZM97 216V217H98ZM99 216V217H100ZM109 216H111V215H109ZM109 216L106 214L104 217H108V219H109ZM49 217L51 218L52 217V219L54 220H50L51 221V223H52V221L54 222V223H46V222H49L48 221V219H49ZM112 218H113V216H111ZM110 217V218H111ZM57 220L56 222H55V219ZM67 218L68 219H71V221H66L67 220ZM101 218V217H100ZM103 218V217H102ZM46 219V220H45ZM62 219V221H60ZM41 220H42V222L44 223L43 224V226H41L42 225V223H41ZM59 220V221H58ZM65 220V221H64ZM58 222H59V224H58ZM61 222L63 223V224H61ZM70 224L69 222H71V224H73V226L72 225H69L72 229H74V231H72V229H71V231H70V227H68V224ZM33 223V224H32ZM36 223V224H35ZM35 224V225H34ZM46 224V225H45ZM54 224L56 225V226H54ZM61 224V225H60ZM66 224V225H65ZM37 225V226H36ZM45 225V226H44ZM60 227H59V226ZM63 225H65V226H63ZM103 225V224H102ZM102 225H101V227H102ZM107 225V226H106ZM105 226L106 227H108V223L106 224ZM39 226V227H38ZM41 226V227H40ZM47 226L49 227V228H47ZM63 226V227H62ZM68 228H67V227ZM38 227V228H37ZM54 227V228H53ZM66 227V228H65ZM101 227H99V228H101ZM56 228V229H55ZM264 228V222L263 223H260V224H258V227H256L253 231H251V233H254V232H256V231H259V230H261V229H263ZM39 229V230H38ZM41 229H42V231H41ZM51 229V230H50ZM105 229H107V228H105ZM44 230V231H43ZM49 230V231H48ZM53 230L55 231V233L53 232ZM59 230V234L57 233V231ZM102 230H103V228H102ZM53 232V234L51 233V232ZM62 231V232H61ZM78 231V230H77ZM76 231V232H77ZM104 231V230H103ZM91 231L89 230V232L87 231V233H90ZM51 234L48 238L47 237H45L46 235L45 234ZM66 233H68V234H70V235H72V236H68ZM55 234H56V236H55ZM57 234L59 235V236H57ZM66 235V236H64V235ZM236 234H237V236L238 237H240V238H242V235L244 234V233H239L238 231H237V229H236ZM28 235V236H27ZM29 235L32 237H29ZM36 235H37V237H36ZM43 235V236H42ZM45 235V236H44ZM52 235H54L55 237H57V239H58V241L56 240V238H52L53 236ZM61 235V236H60ZM26 236V237H25ZM40 236H42L41 238H40ZM44 237V238H43ZM52 239H51V238ZM68 237V238H67ZM69 237H71V238H69ZM64 238V239H63ZM35 239V240H34ZM42 239V240H41ZM56 240V242H57V245H56V242H55V240ZM70 241H69V240ZM38 240V245H40V248H39V246L37 245V246H33V244H35L36 243V241ZM49 240H54L53 242L52 241H49ZM29 242V243H28ZM70 242V243H69ZM75 242V241H74ZM62 243V244H61ZM64 243V244H63ZM68 243V244H67ZM37 244V243H36ZM46 244V245H45ZM60 244V245H59ZM59 245V246H58ZM62 245V246H61ZM68 245V246H67ZM41 246H42V248H41ZM67 246V247H66ZM86 246V245H85ZM46 247V248H45ZM51 247V248H50ZM63 247V248H62ZM38 248V249H37ZM44 248V249H43ZM70 248V247H69ZM68 248V249H69ZM57 249V250H56ZM91 249V248H90ZM36 250H38L37 251V253H36ZM45 251L47 254H45V252H42V251ZM58 250H59V252H58ZM64 252H63V251ZM81 251V254L79 253V252H77V251ZM34 251H35V254L36 255H40V256H38V258H37V256L34 258V260L32 259V257H34ZM41 251V252H40ZM50 251V252H49ZM75 251V252H74ZM89 251H91V250H89ZM38 252H40L39 254H38ZM63 252V253H62ZM77 252V253H76ZM84 252V253H83ZM92 252V251H91ZM32 253V254H31ZM41 253H44L43 255H44V257H46V258H44L43 257V255L41 254ZM48 253H49V255L51 254V257L48 255ZM60 253V254H59ZM66 255H65V254ZM74 253H76V255L77 254H79V256L77 255H75ZM46 255V256H45ZM62 255V256H61ZM65 255V256H64ZM75 255V256H74ZM85 255V254H84ZM28 256V257H27ZM64 256V257H63ZM67 256V257H66ZM26 257H27V259H26ZM49 257V259L47 260V258ZM57 257V258H56ZM69 257V258H68ZM76 257V258H75ZM79 257V258H78ZM83 257V256H82ZM40 258V259H39ZM55 258V259H54ZM62 258H65V259H63L62 260ZM72 260H75V261H71V259ZM74 258V259H73ZM26 259V260H25ZM30 259V260H29ZM35 259H36V261H35ZM34 262H33V261ZM61 260H62V262H61ZM79 262H78V261ZM40 261H42V262H40ZM44 261V262H43ZM52 261V262H51ZM81 261V262H80ZM29 262V263H28ZM75 262H77V263H75ZM85 262H87V263H85ZM55 263V264H56ZM91 264H93V263H91Z\"/></svg>",
  "mask_w": 264,
  "mask_h": 264
},
{
  "label": "flooded vegetation",
  "instance_id": "flooded-vegetation-1",
  "mask_svg": "<svg viewBox=\"0 0 264 264\" xmlns=\"http://www.w3.org/2000/svg\"><path fill=\"white\" fill-rule=\"evenodd\" d=\"M59 16H61V14H59ZM59 21H60L59 28L61 29L65 28L66 27L65 18L61 17L59 18ZM224 188L225 189H220L217 192L210 191L209 194H205L203 196L213 199L214 197L217 196V194H219V196L223 197V198L220 197V200L223 201L225 205H227L233 202V199H234V198L232 199L233 195H236V194L244 195L245 199L239 198L237 201V205L242 206L241 212L243 214H242V223L236 229L239 233H244V234L247 232V230L250 229L249 230L250 234H252L251 231H253L256 227H258V224L264 222V207H261V205H264V191H263L264 189L261 188V186L259 185H256V187H247L241 190L239 188H236V189L235 188L229 189L227 187H224ZM230 190H233V191H230ZM202 199L203 198H200L197 201H200Z\"/></svg>",
  "mask_w": 264,
  "mask_h": 264
}]
</instances>
